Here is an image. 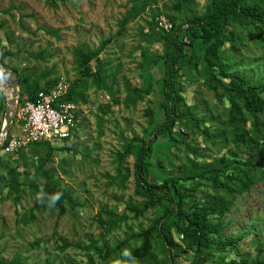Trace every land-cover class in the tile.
I'll use <instances>...</instances> for the list:
<instances>
[{
    "label": "rangeland",
    "instance_id": "rangeland-1",
    "mask_svg": "<svg viewBox=\"0 0 264 264\" xmlns=\"http://www.w3.org/2000/svg\"><path fill=\"white\" fill-rule=\"evenodd\" d=\"M138 1L141 3V0H0V24L3 26L2 33L9 39L11 52L3 60L6 70L14 72L13 69H29L33 75L49 71L50 78L58 80L54 89L60 92L62 98L79 80L80 74L74 59L75 49L85 45L93 50L103 40L111 38V43L99 57L108 64L106 84L111 85L114 92L111 99L108 93L98 91L90 80H86L82 92L84 101L77 103L83 107L77 132L69 138H53L49 142L53 152L43 166L55 174L60 187L73 192V197L80 204L73 211L65 207L66 212L61 216L57 211H37L33 213L34 218L28 221L29 209L38 202V189L44 182L36 174L34 155L31 150H22L26 156V160H23L17 152H0V260L5 264L15 259L18 264H45L47 258L63 263L69 261L73 264H86L89 255L77 246H87L91 240L99 237L101 230L95 217L101 210H115L119 216L124 215L126 218L125 223L112 232L108 240L110 245L114 240L126 238V226L137 232L139 228L148 227L155 216H160L161 212L156 210L134 220L125 209L127 203L135 205L142 201L134 194V156H128L123 163L128 176L122 175V187L117 178L116 157L118 152L124 150L128 142L125 139L147 138L151 126L145 110L151 107L154 114H158L160 82L156 81L160 75L157 69L147 73L143 65L152 54L160 56L163 53V43L158 39L157 21L160 18L168 20L166 15L175 0L148 2L141 15L117 35V31L121 30V19ZM140 3L136 6L140 7ZM206 3L207 0H196L193 9L201 13ZM151 24L156 27L152 28ZM236 37L240 39V36ZM180 39L187 42L183 34ZM242 42L253 53L250 55L245 49H240L244 54V57H240L245 61L243 64L255 58L264 59L263 51L254 48L249 39L244 38ZM195 47L201 49L199 43ZM41 51L48 56L36 60L35 55ZM196 57L197 54L192 57L188 55L182 61L185 65L179 73L182 96L186 106L195 108L198 119L208 112L213 119L202 124L200 130L189 123L188 131L184 132L176 124L174 136L204 155V160H194L197 167L213 165L219 156L229 151L238 152L234 156L231 153L232 160L240 159L241 151L232 144L220 149V146H212L202 139L201 129L207 127L213 132L218 127V120L224 118L227 102H218L203 86V78L188 64L189 60ZM241 68L246 72L252 71L251 67ZM111 73L115 74L113 80L109 78ZM144 81L150 82L155 91L129 104L124 90L125 83L132 89L140 87ZM23 98L24 101L27 99L26 96ZM4 99L5 106L6 96ZM105 104L109 106L108 113L100 122L98 107ZM21 107L22 104L17 101L9 134L18 132L22 120ZM0 121L3 124L4 112L0 113ZM72 146L74 149L68 150ZM135 146L137 152L140 145L135 143ZM190 158L193 160L184 145L170 140L167 135H161L147 160L148 173L161 180L169 174L180 172L181 177L185 178L194 172H201V169H193ZM262 166L264 168V164ZM180 184L190 186L191 182ZM226 218L231 219L226 234L242 232L248 228L258 231L264 224V182L256 184L249 193L238 197ZM251 239L246 237L240 242L247 247V250H242L243 255H254L250 250ZM178 261L180 264L189 263L187 258Z\"/></svg>",
    "mask_w": 264,
    "mask_h": 264
},
{
    "label": "trees",
    "instance_id": "trees-1",
    "mask_svg": "<svg viewBox=\"0 0 264 264\" xmlns=\"http://www.w3.org/2000/svg\"><path fill=\"white\" fill-rule=\"evenodd\" d=\"M150 1L154 0L136 2V5L140 3L141 6L131 7L121 19V30L116 34L120 35L128 23L138 18ZM195 6L196 0H175L169 8L166 17L172 29L169 32L158 30V39L164 47L163 53L160 56L152 54L151 58L145 57L146 63L143 65L147 73L157 69L160 75L156 81L160 82L158 114L155 115L151 107L145 110L151 126L149 136L125 139L128 142L116 157L117 178L121 187L124 181L122 175L128 176V170L123 167V163L128 156L135 157L134 194L142 201L135 205L126 204L125 209L132 214V219L143 217L150 211L159 210L161 214L150 220L148 227L139 228L137 232L126 226V238L121 241L114 240L110 245L108 240L112 232L119 229L126 218L124 215L119 216L115 210H101L95 217L101 230L99 237L91 240L87 246H77L89 255L86 264H116L117 260L127 264L128 258L122 255L125 249L131 252L135 264H180L178 259L183 258L189 260L188 264H264V224L258 231L248 228L242 232L225 233L231 222L226 217L238 197L249 193L256 184L264 182V59L255 58L243 64L245 61L240 58L244 57L240 49L253 54L246 49V43L242 42L244 38L249 39L253 47L261 49L264 54V0H207L201 13H196L193 9ZM151 27L156 26L151 24ZM2 29L0 24V54L4 66L3 60L11 52L9 39L2 33ZM182 34L186 43L180 39ZM236 35L240 36V41ZM111 41V38H107L93 50L85 45L75 49L74 59L80 74L79 80L62 97L63 101L74 104L84 101L82 92L85 90L86 80H90L98 91L108 93L112 99V86L106 84L108 64L99 57ZM196 43L201 45V49L195 47ZM193 54H197V57L189 60L188 64L203 78V86L218 102H227L224 118L218 120V127L213 132L207 127L201 129L202 139L212 146H220V149L232 144L241 151L240 159L232 160L231 153L234 156L238 152L229 151L219 156L213 165L197 167L194 160H204V155L197 148L183 140H177L174 136L176 124L184 132L188 131L189 123L200 130L202 124L213 119L210 112L198 119L195 108L186 106L182 96L179 74L185 66L182 61ZM46 56L47 53L41 51L34 58L43 60ZM242 66L247 69L251 67L252 71L246 72ZM13 70L19 82L20 105L24 102L23 97L34 99L38 92H49L58 84L57 79L50 78L49 71L33 75L29 69ZM114 77L113 73L109 75L111 80ZM124 90L129 104L155 91L154 86L146 81L140 87L132 89L125 83ZM4 100L0 91V113L5 111ZM112 102L115 104V101ZM108 109L107 104L98 107L100 122ZM1 127L0 121V129ZM161 135H167L170 140L184 145L193 158H190L193 169L202 171L185 178L181 177L180 172L169 174L161 180L153 178L148 173L147 160ZM135 143L140 145L137 152ZM5 145L6 142H3L0 150ZM26 149L31 150L34 155L36 174L44 181L38 193L41 188L48 195L62 193L55 207L49 208L47 203L36 202L29 209L26 219L31 221L34 218L33 213L37 211H57L61 216L66 212L65 207L73 211L79 206L73 192L60 187L55 174L43 166L53 152L49 142L34 144ZM72 149L73 146L68 148ZM17 155L26 160L22 150L17 151ZM187 181L191 182L190 186L180 184ZM246 237H252L250 250L253 256L241 253L242 250H247L240 243ZM60 262L48 258L45 260V264H73L69 261ZM0 263L5 264L2 260ZM13 263L18 264V260L15 259L9 264Z\"/></svg>",
    "mask_w": 264,
    "mask_h": 264
},
{
    "label": "built area",
    "instance_id": "built-area-1",
    "mask_svg": "<svg viewBox=\"0 0 264 264\" xmlns=\"http://www.w3.org/2000/svg\"><path fill=\"white\" fill-rule=\"evenodd\" d=\"M157 25L164 32L172 29L171 23L164 18H160ZM82 111L81 105L63 101L57 89L40 91L34 99L23 102L18 132L13 131L2 138L6 145L0 152L11 154L34 144L50 142L53 138H69L81 123Z\"/></svg>",
    "mask_w": 264,
    "mask_h": 264
},
{
    "label": "water",
    "instance_id": "water-1",
    "mask_svg": "<svg viewBox=\"0 0 264 264\" xmlns=\"http://www.w3.org/2000/svg\"><path fill=\"white\" fill-rule=\"evenodd\" d=\"M6 77L11 81V85L13 88V94L11 101L6 100L5 111H4V122L2 124L0 130V144L2 143V138L7 134V130L12 123L13 113L16 108V104L18 101V92H19V82L17 79V75L15 72L6 70L2 64L1 54H0V79ZM0 91L5 97L3 89L0 87Z\"/></svg>",
    "mask_w": 264,
    "mask_h": 264
},
{
    "label": "clouds",
    "instance_id": "clouds-1",
    "mask_svg": "<svg viewBox=\"0 0 264 264\" xmlns=\"http://www.w3.org/2000/svg\"><path fill=\"white\" fill-rule=\"evenodd\" d=\"M62 197V193H56L54 195H48L44 192L43 188H41L40 192L37 195V200L41 204L47 203V207L52 208L60 201ZM123 257L128 258L127 264H135V260L131 255V252L125 249L122 253ZM116 264H126V262L117 260Z\"/></svg>",
    "mask_w": 264,
    "mask_h": 264
},
{
    "label": "bare ground",
    "instance_id": "bare-ground-1",
    "mask_svg": "<svg viewBox=\"0 0 264 264\" xmlns=\"http://www.w3.org/2000/svg\"><path fill=\"white\" fill-rule=\"evenodd\" d=\"M6 81H8L10 84L7 83ZM0 87L3 89L7 100L11 101L12 94H13V88L11 85V81L9 79H7L6 77H3L2 79H0Z\"/></svg>",
    "mask_w": 264,
    "mask_h": 264
}]
</instances>
